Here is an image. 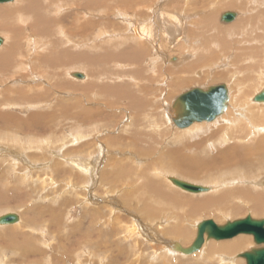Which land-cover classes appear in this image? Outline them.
<instances>
[{
    "label": "rangeland",
    "instance_id": "rangeland-1",
    "mask_svg": "<svg viewBox=\"0 0 264 264\" xmlns=\"http://www.w3.org/2000/svg\"><path fill=\"white\" fill-rule=\"evenodd\" d=\"M158 1L159 2L157 3L160 6V11H158L156 18L160 24L162 23V18L164 16L162 13H165L163 10V6L165 4H172L169 9L170 11L178 9V16L181 15L185 5L187 4L186 0ZM234 1L241 4L242 2H245V0ZM230 2L232 1L208 0V3L206 4L207 11L210 8L209 11L211 10L216 15L214 22L217 24L213 25V33H208L206 28L201 29L202 32H205L208 35V40L212 37H218L221 43L226 42V50L232 48L236 42H240L244 39H238L235 36L222 38V30L219 31L220 28L222 26L232 24L237 20L239 21L240 18L250 14L256 15L258 13L257 10L259 9L258 5H256L255 8L246 6L245 10H242L241 8L234 7V5ZM129 12H131V10ZM75 13L77 14L76 11H73L70 17L74 18ZM226 13H234L236 15L235 19L230 23L224 22L222 17ZM199 14H202V12ZM262 16L264 17L263 14ZM262 16H260V28L262 30L259 32L260 36H258L257 33L251 32V41L243 42L240 45L241 54L249 59L252 58V64H257V61L260 62L256 70L249 72L244 71L243 69L240 75L231 74L229 72V67L234 69L232 63H237V70L241 67V64L236 61L235 55L231 57L232 52H227L226 55L230 57H222L221 55L219 59L224 58L226 64L230 63V65H227L228 67L223 71V73H221L222 79L218 80L216 79L218 75L215 74H219V71L214 72V75H210L209 71L213 68L210 65L207 70L203 69L202 66L196 69L193 66H188V64L191 63L187 59L183 58L187 49L184 42H178L175 44L172 47L170 55H167V59H169V57L170 59L175 56L179 57L180 63H178L179 66L177 68L172 66L174 64L172 61L169 64L164 60H158V57H146L142 62L132 65L125 60V57L117 60L118 52L114 51L115 49L120 51L125 49L127 51L129 48L122 46L116 47L113 45V47H110V50H112V56L108 58L101 57L99 59L100 62L91 69L87 70L82 65L79 67L75 64L76 62L69 63L68 67H63L60 70L58 77H55L52 73L53 76L50 75L47 79H43L45 80V83L42 85L45 88L44 90L51 92L50 94H47L49 96L47 102H42L41 105L38 104L40 107L34 108V106H37L35 103H30L28 106L31 107H27L28 109L25 107L20 108L11 105L10 107H6L3 110L4 113H7L9 110L13 114L12 116L20 118H26L31 111L37 112L39 109L38 112H41L40 110H42V112L46 113L49 117V119L45 121L47 126L49 127L50 125L58 124L55 126H57V129L60 127V131L57 130V134L50 128L47 130L40 128V133L38 131L37 133L32 131L29 132L27 130L20 129L15 122H0V133H8V138L5 139L2 137V140H7L8 142L1 143V147L7 152L0 157V215L9 211L21 215V220L15 224H21L22 226L19 228H22L21 230L24 231V233L26 232L29 235L31 234L33 238L42 240L44 247H46L45 243H47V245L50 244L48 250L49 252H53L47 253V256L54 253L55 257L51 262L53 264H165L168 253L163 259H161L162 257L160 256V251L167 250V248L164 247L165 242H171L173 244V249L176 246L180 247L178 251L171 254L173 264H229L228 262L235 264H247V259L242 257L243 254L264 248V245L256 244L253 235L238 236L234 239L227 240H215L209 239L207 233H205L202 244L196 250L190 252V249L197 240L199 226L204 221L212 220L218 226H224L227 223L242 220L249 216H251V219L255 221H261L264 220V204L260 209H253L250 204V207H246L235 200L236 202L228 204L225 207H222L221 205L218 207H210L208 210H195L203 199L205 201H209L211 206L217 205V197L219 193L224 190V184L236 181L241 176V173L233 172V170L238 168L232 169L228 172H231V174L227 175L224 179L222 189L214 191L212 186H216L217 182L222 180V177H213L209 172L194 175L186 172L184 169H178L173 164L174 159L172 156L174 153H178L177 151H181L182 146L177 143V138L174 140V133L177 131H187L189 128L178 129L177 127H174L172 123H169L167 120L162 107H166L168 110V107L173 100L194 87L208 88L213 85L227 84L232 91L234 101L231 103L229 114L227 116L224 115V119H218L215 123H205L202 126L206 128L202 131H198L197 134L194 135V142L199 141V137H203L204 139L208 138L210 142L213 143L214 151L211 153L213 156L216 153L217 147L222 144L223 149L226 147V144L224 143V138L226 136L223 135L228 134L232 131V129H239H231L232 122L227 123L225 120L228 119L231 114H234V119H239L244 116L247 110L246 104H241L242 102L238 101L239 95L237 93L240 87H244V102H248L249 105L251 104L250 102H252V105L249 106V111L252 115L249 118L256 122L263 118L264 102L255 101V97L264 91V67L261 69V64L264 63V53L260 52L256 57L255 53L251 54L249 52L250 48H254L256 52L259 51V46L260 48H264V18ZM108 20L115 22L116 19L115 17H110ZM70 22L72 21L70 20ZM56 31L58 32V29ZM110 31L111 29L107 30V32L114 34L113 31ZM57 32H55V35ZM109 33H106V35H109ZM0 35H2V33H0ZM67 39L68 38L63 39V41ZM56 40L57 35L55 41ZM103 40L104 39L98 40L96 43L98 45H103V48L108 50L107 43ZM58 48L70 49L68 44L65 43L62 45L59 44L55 47L54 49L56 52L58 51ZM237 48L238 46H236V49ZM74 49L71 48L70 51ZM216 51L217 47L212 45L208 49H204L202 47L197 53L206 55L216 53ZM103 52L104 51L98 52V54L102 56ZM22 54L26 55L24 53ZM29 56L30 55H28V57ZM194 61L195 58L192 59V62ZM180 70L185 71L184 74L176 76V73L180 72ZM196 70H198V72L195 73ZM80 71L88 75V78L85 79L84 75L81 74ZM132 71L135 75L131 74ZM137 71L140 72L138 73ZM49 72L52 71L49 70ZM76 72L82 75L81 79L85 82L82 80V83L70 82L73 79L75 80L74 76L76 75ZM25 73L27 72L21 71V74ZM92 74H96L98 78L94 79L93 77H90ZM126 74H129L134 80L128 79V77L125 76ZM13 75L15 78H10L12 76L11 74L6 77L4 76V81L6 79L8 80L1 82L0 87L5 85L10 86L15 82H21L24 84L23 81L18 80L20 78L19 74L14 73ZM201 76L203 77L201 78ZM32 77L33 74L28 73V76L26 77L27 80L24 81H29ZM193 79L201 81V83L194 84ZM254 79H259V81L254 83ZM91 82H97V85L100 84L102 87L95 91L92 89H84L82 87V84H88ZM56 83L64 88L56 86ZM115 84H118L120 87H125L133 96L129 93L123 92L119 88H117L118 93H110L109 87H112ZM21 86L24 85L17 84L15 89L21 88ZM130 101L138 102L139 105L135 106L131 104ZM76 102L78 107H64L65 105L74 104ZM42 104L43 108L41 107ZM44 104L47 105L44 106ZM136 107L144 108L137 109ZM86 111H94L97 114H94L90 119H86L84 116ZM152 111L162 114L164 117V122H161L158 128L155 127L157 117L152 114ZM66 116L68 117L65 118ZM145 117H147V119H144ZM145 123L149 126H146ZM76 124H78V126ZM151 124L154 126H151ZM75 126L77 127L75 128ZM79 127L82 134H84V138H82L83 142L80 141L81 143L79 142L74 145V155L76 156V152L80 151L81 146H83L84 150L87 152L91 151L93 153L95 160L109 164L107 172L110 170L111 174L106 180H104V173H98V179L96 177L94 178V185H96L97 190L93 193L98 194L100 199L99 202H94L90 198H87V196L85 198L80 197L79 193L81 192L79 188L84 187V184L90 179L88 173L84 174L81 172L80 166L63 168L72 173L71 176L74 177L75 183L78 181L82 183L81 186L77 187L76 185L74 186L73 183H70L72 187H69V189L66 187L68 186L67 182L66 185L65 181L62 182V180H57L55 179V176L51 179L50 175L52 173L46 172V174L41 172V169H38L39 171H31L30 167H28L27 172L32 174L30 175L31 177H27L29 180H27L26 183V176L21 175L24 173L23 168H26L25 163H21L23 166L20 165V168H22L18 170L19 172L22 170L20 173L17 171L16 167H13V169L9 163L13 157H16L17 161L18 157L23 159L26 157L25 154L21 153L22 150H20L17 146L20 143L19 139L21 138H24L25 140H34L30 135H28V133L36 136V139L40 141L41 144L45 141L43 138L56 140L61 137L59 133L62 130L63 132H66L62 134V138H65V134L69 135L74 132L76 133L74 129L78 130ZM194 130H196V128ZM106 137L110 139H107ZM66 140L68 143H71L70 140L74 141L71 136ZM88 142H92V144H86ZM218 142L219 144H216ZM71 147L72 146H68L64 149L65 151L62 152H67ZM195 153L196 151L189 149L182 155L185 157H192ZM45 154V157L48 160L49 158H47V155L49 154ZM7 156H11L12 159L8 160V158H6ZM78 157L79 159L81 158V156ZM28 158H31L29 153ZM69 160L71 159L69 158ZM109 162H111V166ZM4 163H6V165ZM96 164L99 165L98 162H96ZM7 166L9 169L11 166V173L9 172ZM16 166L19 167V164ZM13 170L15 176L12 174ZM3 171L7 173H3ZM15 172L19 174H16ZM3 175H7V177L5 178ZM46 175L48 180L45 178ZM143 175H146V178H143ZM261 178L264 179V172L263 174L258 175V178L256 179L251 178L250 182L254 183L253 186H242L233 183L230 187L232 190H241L243 187L258 190L259 196L264 201V180L262 181V186H259V179ZM11 180L16 181L13 182ZM102 181L105 183L103 188H101L103 186ZM174 181L192 183L194 185L201 186L202 188H207V191L201 193L184 191L179 188ZM12 182L15 184L13 185ZM20 182L23 183L21 184ZM55 182H62V184ZM146 182L150 183V185L156 189L155 193H160L159 191L162 190L164 194L169 196L172 202L177 204H187V208L181 207L178 211L169 210L167 213H172L173 215H164L165 219L158 221L157 218L160 215L155 209V204L156 202L165 204L166 199L165 197L159 196V200H155L154 193L152 192H138L145 187ZM2 183L5 188L1 186L3 185ZM24 187H26V191L28 190V192H25ZM3 188L5 189V193ZM9 188H11L13 192ZM84 191V195H87L85 193H89L86 190ZM62 192L64 194L66 193V195L62 194ZM126 194L128 195L126 202H119V204L128 205L130 210H119L115 207V210L111 212L110 207L112 208L113 205L101 203L102 200L107 199L109 203L113 204V198L117 200V203L118 201H124ZM58 195L61 197L59 198ZM34 198H37L36 200L38 201L34 202ZM52 201L54 204L57 202V205L52 204ZM190 209L192 211L191 213L189 212ZM253 210H255L254 214L252 212ZM45 211H53L54 214H46ZM135 216L139 219L137 226L146 234L150 236L153 234L155 236L156 243L152 246L157 248L156 254H154V252H146L149 250L147 244L150 243L144 237L138 239L140 246L137 248L132 246V239L129 240L126 237L129 232L127 231V228L131 229V227L135 225L131 224L135 219ZM119 218H124V220L119 222ZM49 219H52V221L54 219V221L58 224L56 223V225L55 223L49 222ZM145 220H147V223L144 222ZM44 224L45 226L47 225V227H43ZM27 226L28 228L30 226L31 230L28 229ZM49 226L51 229H48V239L47 242H44L42 229L48 228ZM4 227L7 228L0 230V235L8 236L11 229L8 226ZM162 228L166 229L168 233L167 235L154 233V231H161ZM177 228H181L183 233H179ZM51 236L54 239L49 238ZM238 239H246V243H249L251 246L245 251L239 250L234 254L222 252L214 253L212 256L208 255L209 251L213 248L220 251L223 244L238 241ZM39 243L41 242L36 241V249H38ZM12 248L19 249L21 247L18 243H15L12 244ZM50 249L52 250L50 251ZM13 251L15 250L6 252L10 253ZM204 252H207V254H203L202 256V253ZM36 255L37 258L32 260L34 263L39 261V254ZM44 258L46 260L45 256H43V259ZM12 260V264H22L24 257H22L19 253L18 256L16 254L14 258L12 257ZM18 261L21 262L19 263Z\"/></svg>",
    "mask_w": 264,
    "mask_h": 264
},
{
    "label": "bare ground",
    "instance_id": "bare-ground-1",
    "mask_svg": "<svg viewBox=\"0 0 264 264\" xmlns=\"http://www.w3.org/2000/svg\"><path fill=\"white\" fill-rule=\"evenodd\" d=\"M231 1L232 2L230 3H232L234 7L241 8L242 10H245L246 6L248 7L251 6L255 8L256 5H258L259 8L257 10L258 13L256 15L250 14L248 16L240 18L239 21L237 20L232 24L222 26L220 28L219 31L222 30V38H225L227 36H235L238 39H244L240 42H236V44L232 48H230L232 50L230 49L226 50L225 47L226 42L221 43L218 37H212L210 40H208L207 39L208 35L205 32L201 31L202 28H206L208 33L210 32L213 33V28H214L213 25L217 24L216 22H214V20L216 19V15L211 10L209 11L210 8L207 11L206 4L208 3V0H186L187 4L185 5V8L180 16H178V9L175 10L173 9L171 11L169 10L172 5L171 3L165 4L163 6V10L165 11V13H162L164 16L162 18L161 24L156 18L158 15V11H160V6L157 3L159 2L158 0H12L10 2L0 3V7H1L0 33H2V35H0V38L2 40V45L0 46L1 47L0 48V83L3 82L4 78L9 74L12 75L11 77L9 76L10 78H15L13 75L14 73L19 74L20 78L18 80H21L24 83L22 84L21 82L19 83L15 82L10 86L5 85L3 87H0V122H12V123L15 122L20 129L27 130L29 132L32 131L37 133L38 131L40 133L39 130L40 128H44V130L50 128L55 133H57V130H59L60 127L59 129L56 128L57 126L55 125L58 124L50 125L48 127L45 121H47L49 117L46 113L42 112V110H40L41 112H38L39 109L37 112L31 111L26 118L12 116L13 114L9 110L7 113H4L3 110L6 107H10V105L20 108L31 107L28 106L30 103L37 104V106H34V108L40 107L39 105H41L42 102L48 101L47 99H49L48 98L49 96L47 94H50L51 92L48 90H44L45 88L42 85L45 83V80L43 79H47V77L52 75V73L53 75H55V77H58V73L60 72V70L63 67H68L69 63L76 62L75 64L79 67L80 65H82L87 70L91 69L100 62L99 59L101 57L108 58L112 56L111 55L112 50H110L111 49L110 47H113V45L116 47L122 46L125 48H129V50L127 51L125 49H123L122 51L115 49L114 51L118 52L117 60H120L122 59V57H125V60L132 65L142 62L143 60H145L146 57H150V58L158 57L157 58L158 60H164L169 64L172 61L174 63L172 66L174 68H177L179 66L178 63H180L179 57L175 56L171 59L170 57L169 59H167V55H170V52L172 51V47L175 44H177L178 42H184L185 45L187 46V49L185 51V54L183 55V58L187 59L191 63L188 64V66H193L195 69L202 66L203 69L207 70L208 66L210 65L213 67L209 71L210 75H214V72L219 71V74H215L218 75V77L216 78L218 80L222 79L221 73H223V71L228 67L227 65H230V63L226 64L224 58L219 59L221 55L222 57H230L226 55L227 52H232L231 57L235 55L236 61L241 64V67L237 70L238 65L236 62H233L232 66L234 67V69L229 67L230 69L229 72L231 74L240 75L243 69L244 71H249V72L252 70H256L260 62L257 61V64L255 65L252 64L251 61L252 58L249 59L241 54L240 45L243 42L251 41L250 39V36H252L251 32L257 33V35L260 36L259 32L262 31L260 28L261 26L260 16H262V14L264 15V0H245V2L244 3L242 2V4L237 3L234 0ZM130 10L131 12H129ZM73 11H76L77 14L75 13L74 18H71L70 15L73 13ZM201 12L203 15L199 14ZM110 17L113 18L115 17L116 19L115 22L109 21L108 18ZM70 20L72 22H70ZM233 20L231 21L223 20V21L226 23H230ZM57 29L58 32L56 31ZM109 29H111V31H113L114 34L107 32V30ZM55 32H57L56 41H55L56 38ZM106 33H109V35H106ZM66 38L68 39L63 41V39ZM101 39H104L103 41L107 43L108 50L104 49L103 45H98L96 43V41ZM64 43L68 44L70 49L71 48L74 49V47L75 49L70 51L69 48L68 49L58 48V51L56 52L54 48L57 47L59 44L62 45ZM212 45L217 47L216 53H210L206 55L197 53L198 50L201 49L202 47L204 49H208ZM236 46H238L237 49ZM76 48L78 51L76 50ZM101 51H104L102 53V56L98 54V52ZM249 52L251 54L255 53V56L257 57V55L260 52L264 53V48H260L259 46V51L257 52L254 48H250ZM22 53L26 54L27 56L23 55ZM28 55H30L31 57L30 56L28 57ZM194 58L195 61L192 62V59ZM262 67H264V63L261 64V69ZM49 70H51L52 72H49ZM21 71L27 73L21 74ZM137 72L139 73L140 71ZM184 72L185 71L180 70V72L176 73V76L182 75L184 74ZM196 72H198V70H196L195 73ZM28 73L33 74V77L29 81H24L27 80L26 77L28 76ZM80 73L84 75L85 79L88 78V75H86L85 73L81 71ZM131 74L135 75L133 71ZM125 76L128 77V79L130 80H134L129 74H126ZM90 77H93L94 79L98 78L96 74H92ZM202 77L203 76H201V78ZM74 78L75 80L74 79L71 80L70 81L71 83H82L81 78L75 76ZM7 80L8 79H6L5 81ZM258 81L259 79L258 80L254 79L253 82L257 83ZM193 82L194 84L201 83V81H197L196 79H193ZM17 84H21L24 86L15 89L16 88L15 86ZM223 85L226 86L225 92L227 93L228 98L225 104L226 109L222 114L217 115L212 121L195 122L191 126L185 128L178 127L175 124V119H177V116L183 113V109L178 102V99L182 94H185L186 92L191 91L193 89H201L203 91L208 92L210 91L211 88L222 87ZM56 86L64 88L63 86L58 84ZM82 87L84 89H92L95 91L100 89L102 86L100 84L97 85V82H91L88 84H82ZM117 88L121 89L123 92L131 94V92L127 91L125 87H120L118 84L109 87L110 93L111 92L118 93ZM188 91L182 93L180 96H178L175 100L171 102V104L168 107L169 112L166 109V107H162L167 120L169 121V123H172L174 127H177L178 129L189 128L187 129V131L186 130L177 131L174 133V140L177 138V143L182 146V150L177 151L178 153L173 154L172 156L174 159L173 164L178 169H184L186 172L194 175H200L202 173L209 172L213 177H222V180L217 182L216 186H212L214 191H218L219 189H222L224 184V179L227 177V175L231 174V172L228 173L229 171H231L234 168H238L233 170V172L241 173V176L236 181L230 182L228 184H224L225 185L224 190L221 191L217 197V201H216L217 205L211 206L209 201H205L203 199L199 203V206L195 208V210L197 209L208 210L210 207H218L221 205L222 207L223 206L225 207L228 204H232L236 201L238 203H241L242 205H245L246 207H250L249 206L250 204L253 209H260L263 206L264 201L259 196L258 190L251 189L248 187H243L241 190L239 189L232 190L230 186L233 183L242 186H253L254 183L250 182L251 178L256 179L258 178V175L263 174L264 172V117L259 119V121L257 122L249 118L252 115L249 111L250 110L249 106L252 105V102L249 101L251 103L250 105L248 102H244L245 101L244 87L243 86L240 87L237 93L239 95L238 101L242 102L241 104H246L247 110L244 116L239 119L236 118L234 119V114H231L228 117V119L225 120L227 123L232 122L231 129L232 128H239V129L237 130L232 129V131H230L228 134L223 135L226 136L224 138V143L226 144V147L223 149L222 148L223 144L217 147L216 153L213 156V154H211L214 151L213 143L210 142L208 138L204 139L203 137H199V141L194 142V135L197 134L198 131H202L203 129L206 128L202 126L205 123H215L218 119H224V115L227 116L229 114L231 103L234 102L232 91L230 90L227 84L213 85L208 88L194 87L192 89H189ZM130 103L135 106L139 105L138 102L130 101ZM47 104H44V106H46ZM41 107L43 108V104ZM64 107H78V105L76 102L74 104L65 105ZM136 108L141 109L144 107H136ZM94 114L97 113L94 111H86L84 116L86 119H90ZM152 114L155 117H157L155 127L158 128L160 126V123L164 122V117L162 114H159L155 111H152ZM67 117L68 116H66L65 118ZM144 119H147V117H145ZM145 124L146 126H149L147 123ZM76 125L78 126V124ZM77 126H75V128ZM151 126L154 125L151 124ZM195 128L196 130H194ZM74 131H76V133L74 132L69 134L74 140V141L70 140L71 143H68L66 140L69 139L70 137L69 135L65 134L64 136L66 137L62 138L63 137L62 134L66 133L65 131L63 132V130L59 133L61 137L57 138L56 140H52L50 138H43L45 139V141H43V143L41 144L40 141L36 139L37 138L36 136H33L31 133H28V135H30L34 140L32 139L25 140L24 138H21L19 139L20 141L19 144L21 145V147L19 144L17 146L20 150H22L21 153L25 154L26 157L24 159L18 157V161L16 157H13L12 159L11 157L12 155L7 156L6 158H8V160L12 159L11 162L9 163L11 164L12 168L16 167L17 171L19 169H22L20 168L21 163H25L26 168H23L24 173L21 174L26 176L25 182L29 180V178L27 177H29L32 174L30 172H27L28 167H30L31 171L41 169V172L52 173L50 175L51 179L52 177L55 176V179L60 181L62 180V182L65 181V183L67 182L68 186L66 187L68 188L72 187L70 183H73L74 186L76 185V187L81 186L82 183H80L79 181L75 183L74 177L71 176L72 173L69 170H65L63 168H67L71 166L72 167L80 166L81 172L84 174L88 173L90 176L89 181H87L84 184V187L79 188L81 192L79 193L80 197L85 198L87 196V198H90L92 201L99 202L100 199L98 197V194L93 193L96 192L97 190L96 185H94L95 184L94 178L96 177L98 179L99 177L98 173H104V180H106L107 177L111 174L110 170L107 172V168L109 167V164L95 160L93 157V153L91 151L87 152L86 150H84L83 146H81L80 151L76 152V156H75L73 153L74 145L78 144L80 141L83 142L82 138H84V134H82L80 127L78 130L74 129ZM2 137H4L5 139L8 138V133H0V140H2ZM106 138L110 139L108 137ZM4 142H8V141L7 140L0 141V157L1 155L6 154L7 152L4 151L5 150L4 148L1 147V143ZM86 144H92V142H88ZM216 144H219V142ZM68 146H72V147L68 149L67 152H62L65 151L64 149H66ZM189 149L190 150L193 149L194 151H196V153L192 157L183 156L182 154ZM209 152L211 155L209 154ZM28 153L29 155H31V158H28ZM45 153L49 154L47 155V158H49L48 160L45 157L46 156ZM78 156H81L80 158L81 160L79 159ZM69 158L71 160H69ZM96 162H98L99 165L96 164ZM109 163L111 166V162ZM4 164L6 165V163ZM17 164H19V167L16 166ZM10 169L8 168L9 172ZM5 171H3V173ZM20 172H22V170ZM15 173L19 174L17 172ZM12 174H14V170ZM7 175L6 176L3 175V176L6 178ZM143 176H144L143 178H146L145 177L146 175ZM45 178L48 180L47 175ZM261 179H259L260 187L262 186L263 184L262 181L264 180ZM15 181L16 180H14L13 182ZM62 182H55V183L62 184ZM14 184L15 183H13V185ZM102 185L103 186L101 188L104 187L105 183H103ZM190 185L202 188L201 186L194 185L192 183H190ZM1 186L4 187V184ZM24 188H25V192H28V190L26 191V187ZM61 188L63 189L62 186ZM9 189L11 190V188ZM84 190H86L89 193H85L87 195H84L83 194L85 192ZM138 192H146V193L152 192L154 193L155 200H159V196L165 197L166 199L165 204L157 203V202L155 204V209L160 215L157 218L158 221L164 220L165 219L164 215L172 216L173 215L172 213L171 214L167 213V211L169 210L178 211L179 208L181 207L187 208V204L184 203L177 204L172 202L169 196L164 194L162 190L159 191L160 193H155L156 189L152 185H150V183L147 182L145 187H143ZM4 193H5V189H4ZM62 194L64 193L62 192ZM64 195H66V193ZM127 198L128 195L126 194L124 201H118L117 203V200L113 198V204L109 203L107 199L102 200L101 203H105L106 205L107 204L113 205L112 208L110 207L111 212L115 210V207H117V209L119 210H130V207L128 205L119 204V202L125 203ZM36 199L34 202L38 201ZM52 204H54V202ZM54 205H57V202ZM45 212L46 214L47 213H50L51 215L54 214L53 211L52 212L45 211ZM189 212L190 213L192 212L191 209L189 210ZM252 212L254 214L255 210H253ZM9 213L17 214L15 212L9 211L7 213H2L0 217ZM17 215L19 216V220L17 221L18 223L21 220L22 216L19 214ZM123 220L124 218L118 219L119 222H122ZM49 222L55 224L57 223L56 221H54V219L53 221L52 219H49ZM4 226H8L11 230L9 231L8 236L0 235V264H12L13 261L12 257L14 258L16 254L18 256L19 253L20 255H22V257H24V261L22 264H53L51 262L55 257L54 253L47 256L48 255L47 253L53 252V251L49 252L48 250L50 244L47 245V243H45L46 245L45 244L44 245L46 247H44L42 244V240L33 238L31 234L29 235L26 232L24 233V231L21 230L22 228H19L20 226H22L21 224L19 225V224L11 223L7 225H0V230L7 228ZM44 226L45 224L43 225V227ZM45 227H47V225ZM28 229L31 230V227L29 226ZM48 229H51L50 226L48 228L42 229L44 242H47L48 239V235H47ZM177 230L179 233H183V230L181 228L179 229L177 228ZM127 231L129 232L127 233L126 237L129 240L132 239L131 242L133 247L136 248L139 247L140 245L138 243V239L144 237L150 243L147 244L149 250H147L146 252L147 253L154 252V254H156L157 248L152 246L156 243V239L153 234L151 236L146 234L137 226V224L133 225L131 229L127 228ZM154 233L163 234V235L168 234L165 228H162L161 231H154ZM246 235H252V234H239L229 239H234L238 236H246ZM49 238H52V236ZM223 240H227V239H223ZM36 241L41 242L39 243L41 246L38 244V249H36ZM246 242H247L246 239H238V241H234L228 244H223L222 248H220V251H217L216 248H213L212 250L209 251L208 255L212 256V254L214 253H222V252L227 254H234L236 251L239 250L245 251L248 247L251 246L249 243ZM15 243H18L21 248L13 249L12 244ZM164 245H165L164 247H166L167 250L160 251V256L162 257L161 259H163L164 256L168 253L167 261L165 264H173L171 254H174L173 252L178 251L180 247L176 246L173 249V244L171 242H165ZM52 249H50V251ZM10 250H15V251L10 253L6 252ZM36 254H39V261L34 263L32 262V260L37 258ZM203 254H207V252L202 253V256ZM43 256L46 257V260L45 258L43 259ZM21 261L18 262L20 263ZM228 263L235 264L232 262H228Z\"/></svg>",
    "mask_w": 264,
    "mask_h": 264
},
{
    "label": "water",
    "instance_id": "water-1",
    "mask_svg": "<svg viewBox=\"0 0 264 264\" xmlns=\"http://www.w3.org/2000/svg\"><path fill=\"white\" fill-rule=\"evenodd\" d=\"M12 0H0V3L10 2ZM235 18L234 13H226L222 19L231 21ZM2 40L0 38V46ZM75 77L81 78L82 75L76 73ZM226 86L211 88L206 92L201 89H193L182 94L178 99L179 105L183 109V113L177 116L175 124L178 127L185 128L191 126L195 122L212 121L217 115H220L226 109L227 93ZM255 101L264 102V91L255 97ZM174 183L185 191L192 193H201L207 191V188H200L190 185V183L182 181H174ZM19 216L9 213L0 217V225L16 223ZM207 233L209 239L223 240L229 239L239 234H252L257 245H264V220L258 221L251 219V216L227 223L224 226H218L212 220L204 221L198 229L197 240L195 241L190 252L196 250L204 241V234ZM247 259V264H264V248L254 250L242 255Z\"/></svg>",
    "mask_w": 264,
    "mask_h": 264
},
{
    "label": "crops",
    "instance_id": "crops-1",
    "mask_svg": "<svg viewBox=\"0 0 264 264\" xmlns=\"http://www.w3.org/2000/svg\"><path fill=\"white\" fill-rule=\"evenodd\" d=\"M138 222H139V219H138V217L135 216V219L132 221L131 224H137ZM144 222L147 223V220H145Z\"/></svg>",
    "mask_w": 264,
    "mask_h": 264
}]
</instances>
